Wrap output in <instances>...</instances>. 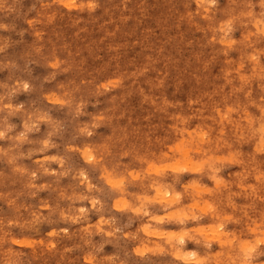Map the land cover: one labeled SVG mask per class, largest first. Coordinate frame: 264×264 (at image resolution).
Here are the masks:
<instances>
[{
	"label": "rangeland",
	"instance_id": "rangeland-1",
	"mask_svg": "<svg viewBox=\"0 0 264 264\" xmlns=\"http://www.w3.org/2000/svg\"><path fill=\"white\" fill-rule=\"evenodd\" d=\"M0 25V264H264V0Z\"/></svg>",
	"mask_w": 264,
	"mask_h": 264
},
{
	"label": "bare ground",
	"instance_id": "bare-ground-1",
	"mask_svg": "<svg viewBox=\"0 0 264 264\" xmlns=\"http://www.w3.org/2000/svg\"><path fill=\"white\" fill-rule=\"evenodd\" d=\"M198 173V172H197ZM225 174V173H224ZM164 199H166V198H164ZM105 223V222H104ZM60 225V224H59ZM229 227V226H228ZM46 232V231H45ZM148 232V231H147ZM107 237V236H106ZM17 241V240H16ZM119 263V262H118Z\"/></svg>",
	"mask_w": 264,
	"mask_h": 264
},
{
	"label": "clouds",
	"instance_id": "clouds-1",
	"mask_svg": "<svg viewBox=\"0 0 264 264\" xmlns=\"http://www.w3.org/2000/svg\"><path fill=\"white\" fill-rule=\"evenodd\" d=\"M0 27H2V25H0Z\"/></svg>",
	"mask_w": 264,
	"mask_h": 264
}]
</instances>
